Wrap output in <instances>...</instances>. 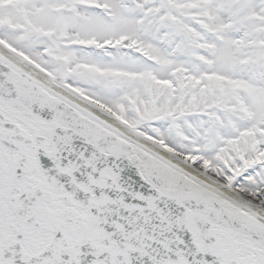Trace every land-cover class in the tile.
I'll use <instances>...</instances> for the list:
<instances>
[{
  "label": "snow or ice",
  "instance_id": "6c2138e0",
  "mask_svg": "<svg viewBox=\"0 0 264 264\" xmlns=\"http://www.w3.org/2000/svg\"><path fill=\"white\" fill-rule=\"evenodd\" d=\"M0 264H264V0H0Z\"/></svg>",
  "mask_w": 264,
  "mask_h": 264
}]
</instances>
